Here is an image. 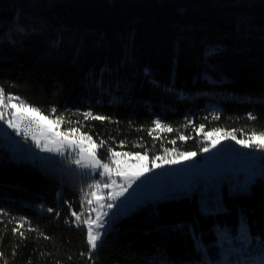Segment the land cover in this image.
Here are the masks:
<instances>
[{
    "label": "trees",
    "instance_id": "16d2710c",
    "mask_svg": "<svg viewBox=\"0 0 264 264\" xmlns=\"http://www.w3.org/2000/svg\"><path fill=\"white\" fill-rule=\"evenodd\" d=\"M0 90L104 141L101 158L199 152L215 130L264 134V0H0ZM217 180L138 204L89 253L92 179L2 145L0 264H254L264 174Z\"/></svg>",
    "mask_w": 264,
    "mask_h": 264
},
{
    "label": "rangeland",
    "instance_id": "374dc122",
    "mask_svg": "<svg viewBox=\"0 0 264 264\" xmlns=\"http://www.w3.org/2000/svg\"><path fill=\"white\" fill-rule=\"evenodd\" d=\"M12 102L20 103L17 99H14ZM12 111L13 109H11L10 106L7 108H0V112L6 113L5 118L0 119V146L4 145L19 158H27L33 161L50 160L64 163L66 166L75 169L81 175L90 177L92 179V186L99 183L100 188L94 189L92 187V191H97L99 195L104 197V200L100 203L106 204L111 202L114 204L111 210L107 208L102 209V211L110 213L108 217H105L107 221L106 227L100 230L102 235L111 227L116 217L129 212L147 199L174 196L183 192L189 193L196 188L202 192H207L208 184L211 182L213 183L215 178L217 185L221 183V180L219 181L217 179H224L233 185L246 187L256 176L264 174V148L256 147L254 144L246 148L238 144L236 140L231 139L230 136H228V138L219 137L220 143L212 147V140L217 139V137L209 138L205 134V140L208 144L199 152L189 151L196 153L191 159L183 160L179 155L172 156L170 159L179 158L181 160L178 164H166L157 160V163H161V167L152 168V170L146 172L144 176L135 180L132 186L127 188L123 196H119L113 201H108L107 197L109 194H115V192L120 190L121 186H127L128 182L126 180L113 175L112 179L116 181V185L110 188H104L103 184L110 183V181L107 176L102 177L99 175L100 169L93 170L83 167L82 164L78 165L75 163V160L79 158L78 149H73L65 145L59 151H41L36 147L35 141L32 139L35 126L33 129L31 128L27 135L21 133V129L23 128L22 125L27 120L20 123L19 130L8 126L7 120L11 118ZM58 130H60V128ZM222 131L225 136L232 133L230 131ZM77 136H79V134ZM250 137L251 134L242 138H236L250 141ZM41 144L43 145V140H41ZM204 148H208V151H203ZM165 159H168V157ZM151 164L152 159L149 157L148 166L150 168ZM171 166L180 168L176 172V175L166 181L158 180L161 174L160 171ZM90 200H92V203L88 205L83 220H87L89 217L92 219L96 218V211H93V209H99V205L92 196ZM85 227L87 229V225H85ZM250 258L254 264H264V246L260 253L250 254ZM231 264L241 263L235 262Z\"/></svg>",
    "mask_w": 264,
    "mask_h": 264
},
{
    "label": "snow or ice",
    "instance_id": "6c2138e0",
    "mask_svg": "<svg viewBox=\"0 0 264 264\" xmlns=\"http://www.w3.org/2000/svg\"><path fill=\"white\" fill-rule=\"evenodd\" d=\"M23 31V29H20ZM14 98L12 96H7L5 98L3 94V90H0V108H7L8 106L13 109L11 118L7 120L8 126L12 128H16L19 130L20 123L27 120L29 122V128L25 129V134L31 130V126L34 125L35 129L33 131L32 139L35 141L36 147L41 151H59L62 147L67 145L73 149L79 150V158L75 160V163L78 165H83V167L91 168L93 170L100 169L99 175L104 177L107 176L110 183H104V188H110L116 185V181L112 179V176H118L122 179L126 180L127 186H121L118 192L115 194H109L107 199L108 201H113L119 196H123L124 192L127 191L128 187L132 186V183L135 180H138L141 176H144L146 172L152 170V168L161 167V163H157V160L162 161V163L166 164H178L181 162L179 158L174 159H165L163 157H154L152 159L151 168L148 166L149 157L147 153H122L117 152L114 149H108V154L106 157L101 158L98 155V150L104 147L105 142L100 141L98 144L93 140V138L86 133H77L79 132L78 128L69 127L66 131L58 130L60 125L63 123L62 118H57L55 120L49 119V117L41 114L37 109L32 108L23 103H13ZM55 111V110H53ZM6 113L0 112V119L5 118ZM85 118L91 116L90 113H85ZM94 119L102 120L103 117L94 116ZM163 126L160 123H156V128L160 129ZM202 130V127H201ZM167 131H172L171 128H168ZM206 136L217 137V139L212 140V147H215L216 144L220 143L219 137L228 138L236 140L238 144H241L244 147H251L253 144L256 147L264 148V134L257 135L256 133H252L250 137V141L239 140L232 133L225 134L222 130H216L214 132L206 133ZM187 137L181 135L179 139L185 140ZM41 140H43V145L41 144ZM175 143V141H173ZM52 145V146H50ZM54 146V147H53ZM203 151L207 152L208 148H204ZM196 153L194 152H182L179 153V157L183 160H189ZM94 189H99L100 184L97 183L92 186ZM91 196L95 199L97 204L99 205V209H93L96 211V218L92 219L89 217L87 220H84L83 223L87 225V244L89 245L88 252H93L97 246L98 241L101 239L102 232L101 229H104L107 225V221L105 217L110 215L107 211H102V209L107 208L111 210L114 207V204L111 202L108 203H100L104 200V197L99 195L97 191H92ZM89 204L92 203V200L88 201ZM48 211H53L52 209H48ZM72 216L76 218L79 222L81 221L80 213L72 212ZM59 215V213H57ZM23 224H20L19 227H22ZM19 227L13 228V232H19ZM20 235H23L22 232H19ZM243 238V237H242Z\"/></svg>",
    "mask_w": 264,
    "mask_h": 264
},
{
    "label": "water",
    "instance_id": "95a60500",
    "mask_svg": "<svg viewBox=\"0 0 264 264\" xmlns=\"http://www.w3.org/2000/svg\"><path fill=\"white\" fill-rule=\"evenodd\" d=\"M179 169H180V168L177 167V166H171V167H166V168L162 169V170L160 171L161 174L159 175L158 180H160V181H166V180H168L169 178H171V177H173L174 175H176V172H177ZM171 173L174 174V175L171 176V177H168ZM167 175H168V176H167ZM163 176H167L168 178H167L166 180H161Z\"/></svg>",
    "mask_w": 264,
    "mask_h": 264
},
{
    "label": "built area",
    "instance_id": "2783aa9c",
    "mask_svg": "<svg viewBox=\"0 0 264 264\" xmlns=\"http://www.w3.org/2000/svg\"><path fill=\"white\" fill-rule=\"evenodd\" d=\"M23 128L21 129V133H25V129L26 128H29V122H25V124L22 125ZM31 128L33 129L34 128V125L31 126Z\"/></svg>",
    "mask_w": 264,
    "mask_h": 264
},
{
    "label": "bare ground",
    "instance_id": "6f19581e",
    "mask_svg": "<svg viewBox=\"0 0 264 264\" xmlns=\"http://www.w3.org/2000/svg\"><path fill=\"white\" fill-rule=\"evenodd\" d=\"M173 175H174V174L171 173L169 176H168V175H167V176H168V177H171V176H173ZM167 176H163L161 180H166V179L168 178Z\"/></svg>",
    "mask_w": 264,
    "mask_h": 264
}]
</instances>
